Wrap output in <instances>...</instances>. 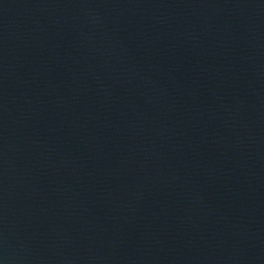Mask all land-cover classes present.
I'll list each match as a JSON object with an SVG mask.
<instances>
[{
  "label": "water",
  "instance_id": "water-1",
  "mask_svg": "<svg viewBox=\"0 0 264 264\" xmlns=\"http://www.w3.org/2000/svg\"><path fill=\"white\" fill-rule=\"evenodd\" d=\"M0 264H264V0H0Z\"/></svg>",
  "mask_w": 264,
  "mask_h": 264
}]
</instances>
